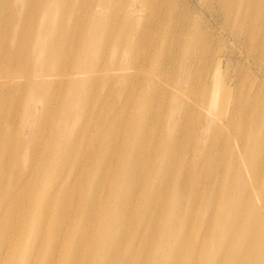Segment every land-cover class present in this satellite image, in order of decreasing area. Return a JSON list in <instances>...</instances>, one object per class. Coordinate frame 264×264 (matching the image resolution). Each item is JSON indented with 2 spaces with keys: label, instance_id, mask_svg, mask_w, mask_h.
<instances>
[{
  "label": "bare ground",
  "instance_id": "obj_1",
  "mask_svg": "<svg viewBox=\"0 0 264 264\" xmlns=\"http://www.w3.org/2000/svg\"><path fill=\"white\" fill-rule=\"evenodd\" d=\"M113 1L1 4L0 116L19 89L20 122L38 128L27 151L0 144V264H264V0H217L232 40L219 35L222 48L185 23L192 17L173 18L170 0ZM140 7L152 31L136 28ZM107 53L112 64L96 67ZM124 80L142 90L130 146L149 127L153 149L71 150L96 85L107 101L105 89ZM41 123L56 125V142L36 143Z\"/></svg>",
  "mask_w": 264,
  "mask_h": 264
},
{
  "label": "rangeland",
  "instance_id": "obj_2",
  "mask_svg": "<svg viewBox=\"0 0 264 264\" xmlns=\"http://www.w3.org/2000/svg\"><path fill=\"white\" fill-rule=\"evenodd\" d=\"M5 0H0V7L1 4L4 2ZM78 0H76L77 2ZM116 2H124L125 3L129 0H114ZM113 1V2H114ZM174 7H170V9H172L170 11V15L174 17H179V16H187V17H192V22H185L186 24H192V25H199V31L200 34L204 35L205 33H207V38L211 41L212 38H215V40H219L220 41V45L221 46L223 44L222 39L220 38L219 35H223L225 38L227 39V44L231 47L232 44V40L229 39V36L226 34V31L223 29L222 23L218 16L221 15L219 14V5L217 0H208L210 2H208L209 4L206 3L205 0H170ZM75 2V3H76ZM124 3V4H125ZM121 4V5H124ZM120 4L117 3V5L115 3H112V11H114L116 8H119V6H121ZM238 4H234V6L232 7H236V10H234V15H240V13L238 14L237 12V8H238ZM74 7V5H73ZM208 7L211 9V7L213 9L216 10V12L214 13L216 16L214 17V15H212L208 9ZM158 7H154L153 10H157ZM252 13L254 14V16H252V21L255 24H259L260 22V13H261V9H255V6L253 5L252 7ZM141 9V7H140ZM232 9V8H231ZM100 10V9H99ZM140 14L141 12H143L142 17L139 19L140 21H138V26H136V28L140 31H152V27H149L148 23L146 22V15H148V11L141 9L139 10ZM181 12V13H180ZM160 14L162 13V10H160L159 12ZM233 15V16H234ZM7 16V12L6 15ZM213 16V17H212ZM242 16V15H241ZM73 18V17H72ZM72 18H70L69 23L72 24ZM171 24H174V22H170ZM233 22H229V24H231ZM249 23H251L249 21ZM178 23H176L177 25ZM234 24V23H233ZM132 27H134V24L132 22ZM85 29V28H84ZM84 29L82 31H84ZM223 29V30H222ZM96 32H98V28L96 29ZM204 33V34H203ZM201 38V37H200ZM134 39H136V37H134L131 41V39H129V41H131L133 44L136 42H134ZM138 40H141V37L138 38ZM137 40V41H138ZM143 40H145V37H143ZM201 40H204V38H201ZM106 42H107V37H106ZM105 42V44H106ZM107 45V44H106ZM65 47H67V44H65ZM223 46H221L222 48ZM242 56L241 52L239 49L236 50L235 52V58L234 59H240ZM136 60H140L141 58L135 57ZM155 58L151 59L149 63L154 64ZM84 61V58H82V63ZM86 61L90 62V58L87 59ZM128 62L127 58H123L122 60V64H126ZM96 64V67H103V68H107L110 64H112V61L110 60V54L107 53L105 55H100V57H96V60L94 62ZM139 63H143V65H145L147 62L146 60L140 61ZM236 63V62H235ZM148 68V65L147 67ZM129 84V80H124L122 82V88L120 90H115L114 85H109L105 91L108 94V98L109 100L105 101L104 97L100 95H97L99 93L100 88L103 86L102 84H97L96 85V97L89 102L88 107H90L89 109H91V114L90 116H88V118H85L83 120H78L77 124H74V127L71 129L72 133L75 132V137L73 140L70 141V143H72V145L74 146L73 150L74 152H78L80 150H78L75 147V144H77V146H79L80 144H89V145H93V146H97L100 149H96L95 151L99 150L100 152H105L107 151V147H110L112 150L111 151H121L126 153L127 151H130L132 149L136 150L137 153L141 152L142 150H144L145 147H147L149 144L152 145V149H153V139H149V133L147 132V130H149V127H147V129L145 130L144 133V139L143 142L141 144V147L138 148H134L133 146H130V138L128 136V130H127V126H128V121H129V115L132 112V106H133V102L136 98V96L140 93V84H141V80H138L137 85L135 84L134 87L132 88H128L126 85ZM124 86V87H123ZM46 86H44L45 88ZM117 87V86H116ZM57 88H55L54 85L47 87V96L52 95L54 92H57ZM131 90V91H130ZM218 90V88H217ZM110 92V93H108ZM11 93H16V97H19L18 100H14L12 103L10 101L9 104H7V108L4 110V114L2 116H0V119L2 120V127H0V136L2 133V136L0 137V144H7L9 146L8 149H6V152H24L27 151L29 148V144L34 143V140L32 139V137H34L33 135L35 134V131L32 129L34 128H38L37 125H29L27 126L24 123V120L22 118V122L20 119V115L21 113L25 110V106H24V95L20 92L19 89H14L11 91ZM130 93L131 95V100L125 104L124 102V97L127 96ZM106 95V94H105ZM15 97V96H14ZM102 102H104L105 104L103 105ZM118 104V107L116 106H112L113 104ZM45 102L42 101L41 104L39 105V110L41 112L44 111L45 107H44ZM46 105V104H45ZM120 106V107H119ZM213 108V107H212ZM109 112H112V118H106L105 115ZM47 117V121L45 122H54L56 123L57 119H50L49 115H46ZM0 120V121H1ZM88 121V124L86 129L85 127V122ZM55 124L53 123H41L39 124V128L42 129V132H39L38 138L36 139V143H38V145H40L41 143H50V142H56V140L53 139H49L50 138V133L51 131L55 128ZM4 127V129H2ZM2 129V131H1ZM26 136V137H25ZM32 136V137H31ZM35 150V149H34ZM33 149H31V151H34ZM108 151V152H111ZM115 159V158H114ZM247 173V170H246Z\"/></svg>",
  "mask_w": 264,
  "mask_h": 264
}]
</instances>
